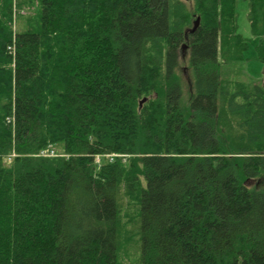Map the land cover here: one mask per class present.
I'll return each mask as SVG.
<instances>
[{"label": "trees", "instance_id": "1", "mask_svg": "<svg viewBox=\"0 0 264 264\" xmlns=\"http://www.w3.org/2000/svg\"><path fill=\"white\" fill-rule=\"evenodd\" d=\"M249 40L236 0H0V264H264V78L219 76Z\"/></svg>", "mask_w": 264, "mask_h": 264}, {"label": "rangeland", "instance_id": "2", "mask_svg": "<svg viewBox=\"0 0 264 264\" xmlns=\"http://www.w3.org/2000/svg\"><path fill=\"white\" fill-rule=\"evenodd\" d=\"M248 0H236V23H237V31L238 33L249 40L247 49L244 52L245 61L241 63H229L223 62L219 65V76L222 80H239L244 82H253V81H262L264 78V64L260 63L255 59L256 51V40L252 38L251 29L249 26V21L247 17L248 11ZM17 8V7H16ZM35 6L24 8L22 10L16 9V13L12 16L13 32H16L20 24L24 22L26 19L24 14H33L35 12ZM24 13H23V12ZM24 17H20L23 16ZM181 67H185L184 64L180 65L179 73L181 75L182 82V94L183 96H187V87L188 86V78L186 73V69H181ZM115 155V153H114ZM125 201L130 202L127 198H124ZM132 208H129V210ZM124 221V220H123ZM122 221V222H123ZM132 225L130 224L128 228ZM121 242V241H120ZM134 240H131L126 248L122 243L120 244L121 249H119V260L122 264H133L134 260L138 258L140 254L139 249L134 250Z\"/></svg>", "mask_w": 264, "mask_h": 264}, {"label": "bare ground", "instance_id": "3", "mask_svg": "<svg viewBox=\"0 0 264 264\" xmlns=\"http://www.w3.org/2000/svg\"><path fill=\"white\" fill-rule=\"evenodd\" d=\"M12 27H13V22H12ZM14 46H15V45H13L12 43H11L10 45L7 46V51H8V53L11 54L13 57H14V53H15V51H14ZM13 155H14V154H12V156H13ZM40 155H41V153H40ZM56 156H65V157H66L67 154L60 153V152H58V151H56V150H52L51 155H49L48 157H56ZM107 160L110 161L109 158H107ZM110 162H111V161H110Z\"/></svg>", "mask_w": 264, "mask_h": 264}, {"label": "built area", "instance_id": "4", "mask_svg": "<svg viewBox=\"0 0 264 264\" xmlns=\"http://www.w3.org/2000/svg\"><path fill=\"white\" fill-rule=\"evenodd\" d=\"M51 153H52V150H46V151L41 152V155L49 156V155H51ZM116 156H118V155H114V154H105L104 155V157L109 158L110 161H113V159ZM101 158H102V156H99V155L95 156V162L99 163L101 161Z\"/></svg>", "mask_w": 264, "mask_h": 264}, {"label": "water", "instance_id": "5", "mask_svg": "<svg viewBox=\"0 0 264 264\" xmlns=\"http://www.w3.org/2000/svg\"><path fill=\"white\" fill-rule=\"evenodd\" d=\"M198 23H199V17H197V18L195 19L191 31H193V30L198 26ZM144 101H145V98H142V99L139 101V106H141L142 103H143Z\"/></svg>", "mask_w": 264, "mask_h": 264}]
</instances>
